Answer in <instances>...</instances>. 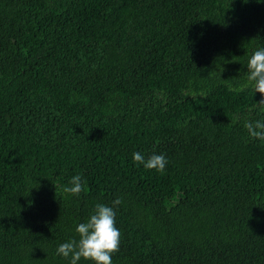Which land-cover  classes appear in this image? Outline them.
I'll return each instance as SVG.
<instances>
[{"label": "trees", "instance_id": "obj_1", "mask_svg": "<svg viewBox=\"0 0 264 264\" xmlns=\"http://www.w3.org/2000/svg\"><path fill=\"white\" fill-rule=\"evenodd\" d=\"M261 48L264 0H0V264H69L116 198L113 264H264Z\"/></svg>", "mask_w": 264, "mask_h": 264}, {"label": "clouds", "instance_id": "obj_2", "mask_svg": "<svg viewBox=\"0 0 264 264\" xmlns=\"http://www.w3.org/2000/svg\"><path fill=\"white\" fill-rule=\"evenodd\" d=\"M246 81L243 87L251 86L255 92L264 96V48L255 50L248 60ZM257 104L264 107V99ZM244 126L252 138L264 141V121H248ZM133 160L148 170L161 173L168 164L164 154L153 153L145 159L142 153L134 152ZM83 191L85 184L82 183L80 175L73 176L69 185L63 188L64 193L74 197H78ZM122 202L121 198H116L112 201V206L97 204L89 219L76 226L75 231L79 238L61 243L56 249V254L68 259L69 264H78L81 259L92 264H113L112 256L119 251L122 236L116 226L115 208Z\"/></svg>", "mask_w": 264, "mask_h": 264}]
</instances>
